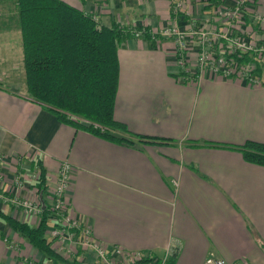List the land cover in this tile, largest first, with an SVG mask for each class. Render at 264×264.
Instances as JSON below:
<instances>
[{"label": "crops", "instance_id": "obj_1", "mask_svg": "<svg viewBox=\"0 0 264 264\" xmlns=\"http://www.w3.org/2000/svg\"><path fill=\"white\" fill-rule=\"evenodd\" d=\"M62 1L99 25L152 32L174 23L169 17L174 1L189 19L208 17L215 25L218 17L210 0ZM219 2L233 7L235 0ZM260 17L264 0H252L231 26L263 43ZM197 49L194 40H186L189 74ZM117 61L113 118L132 133L170 141L114 143L60 122L25 90L0 86V191L31 197L33 184L15 188L12 176L22 171L27 177L38 162L51 184L65 160L74 169L67 212L99 241L154 257L168 251L172 264H203L209 255L225 264H264V167L246 162L235 148L214 145L264 143L263 69L259 86L208 69L181 83L173 44L163 38L154 46L144 37L124 39ZM6 206L0 205L3 213L37 224L38 218ZM31 259L53 264L0 219V264Z\"/></svg>", "mask_w": 264, "mask_h": 264}, {"label": "trees", "instance_id": "obj_2", "mask_svg": "<svg viewBox=\"0 0 264 264\" xmlns=\"http://www.w3.org/2000/svg\"><path fill=\"white\" fill-rule=\"evenodd\" d=\"M210 1L213 5L219 4V0ZM14 7L24 87L30 99L51 111L60 122L114 143L170 141L132 133L113 118L119 42L133 37L131 31L138 30L140 37L154 46L155 40L160 38L158 33H151L148 27L99 25L91 15L62 0H14ZM169 17L177 23L188 19L183 12L173 9L172 2ZM239 54L232 53L225 58L242 63L256 59L255 52ZM255 63V70L260 74L261 64H257V60ZM178 74L185 76L184 70ZM214 145L235 148L246 162L264 167V143L246 140L239 145ZM35 167L38 176L34 185L41 195L46 188V175L38 162ZM49 217L48 209L43 208L37 224L32 226L0 210V219L46 259L56 264H77L75 259L66 262L52 249L45 234ZM147 262L156 263V260L146 258L140 264ZM172 263L168 257L164 264Z\"/></svg>", "mask_w": 264, "mask_h": 264}, {"label": "built area", "instance_id": "obj_3", "mask_svg": "<svg viewBox=\"0 0 264 264\" xmlns=\"http://www.w3.org/2000/svg\"><path fill=\"white\" fill-rule=\"evenodd\" d=\"M251 1L235 0L233 7H225L219 2L217 5L214 4L217 6L214 9V15L222 17L225 22L229 21L228 19L230 18H238L242 7ZM173 9L180 10L185 14L180 9V3L178 2H173ZM188 19V28L190 25L192 27V31L188 32V38L184 36L180 24L175 19H172L174 23L168 28L155 32L151 31V33H158L161 38H171L178 68L177 74L182 70L185 72V76L176 74L179 82L185 83L193 77L196 79L200 70L208 69L223 77L239 78L249 86H259L261 84V75L255 70V60H257V64H261L260 68L264 71V41L263 43H258L256 39L249 36L250 31L248 33H239L231 25L223 28L222 33L212 32L209 35L201 27L195 29L194 22ZM260 20L264 22L263 17H260ZM131 32L134 38L140 37V31L132 30ZM192 38L195 40L198 49L193 71H189V74L185 70L184 58L186 40H193ZM249 52L256 53L255 60L242 63L233 60L231 57H229V60L225 58L232 53L244 54ZM70 170L71 168L66 162L58 164L53 182L47 184L44 191L47 193L46 196L37 195L35 190L34 195L31 197H20L14 191L7 193L0 191V205H10L24 214L38 218V220L42 209L47 208L50 217L45 234L48 236L50 234L52 237L58 236V241L62 243L59 246L61 250L68 252V245L70 244L73 247V253L79 250V254L73 257L77 264H140L142 259L149 258L150 254L143 250H127L119 245L104 246L94 239L90 228L80 218L68 214L66 196L69 189L67 187L70 179ZM37 176L38 172H36L33 178L36 179ZM11 182L15 188L27 189L25 188L27 184L22 181L18 173L12 176ZM173 184L175 185V182ZM166 255L167 252L160 259V264L163 263ZM142 264L153 263L147 262ZM203 264H225V262L219 257L209 255L205 258Z\"/></svg>", "mask_w": 264, "mask_h": 264}, {"label": "rangeland", "instance_id": "obj_4", "mask_svg": "<svg viewBox=\"0 0 264 264\" xmlns=\"http://www.w3.org/2000/svg\"><path fill=\"white\" fill-rule=\"evenodd\" d=\"M207 6H209V5H207ZM179 12H181V11L179 10ZM208 14L213 16L209 12H208ZM213 14H214V12H213ZM185 15H186V12H185ZM218 17L215 20V25L210 24L208 17H206L207 22H205L204 19L203 20H196V19L192 20V19H190V20L192 22H194V28L195 29L201 27L204 31L208 32L209 35H211L212 32L222 33L223 28L231 25V20L235 21L234 18H230V19H228L229 21L225 22L222 19V17H219V18ZM188 24L189 23L186 22L184 26L180 25V28L183 30V34H184V36H186V38H188V36H189L188 32L190 30L192 31L191 25L188 28ZM169 26L163 27L160 30H162L164 28H168ZM233 28L235 31H239L237 28H235V27H233ZM160 30H158V31H160ZM243 31L248 33V31H246L244 29H243ZM158 39H161V37ZM163 39L171 41V38H163ZM0 86L4 87V88L9 87V86H13L14 88H17L19 92H23V90H25L23 68H22V63H21L20 35H19V31H18L17 26H16L14 0H0ZM60 162H66L69 165V167L71 168L70 179H69L68 187H67V188H69L71 176H72L74 169L70 165V163H68L67 161L62 160ZM58 164H57V166H58ZM22 170L25 171L26 169L24 168ZM26 171H27V177H25V178L23 176L21 177L22 181L27 184L25 188H29L33 184L32 186L35 188V192L37 193V195H39L40 192L37 191V189L34 185V182L37 180V177H36V179L33 178L34 175H36V172H38L37 168L36 167H35V169L30 168L29 170H26ZM20 174H23V172L22 171L19 172V175ZM29 184H31V185H29ZM45 184L47 187L48 183L45 182ZM46 194H47L46 192H43V194H41L40 196L44 197V196H46ZM18 196H20V195L18 194ZM8 206L10 207V205H8ZM8 206H6V208H8ZM13 210L15 212L18 211L15 208ZM90 231H91V229H90ZM47 237L50 239L52 249L55 252H57L58 254L60 253L61 255L60 254L59 255L62 256V258L65 259L66 262L71 261V259L74 256H77V254H79V250H77L76 252L73 253V247L71 244L68 245V247H69L68 252L66 250H61L59 248V246H61L62 243L58 241V236L52 237L49 234V236L47 235ZM94 239L97 242L103 244L104 246H110L109 244H105V243L99 241L95 237H94ZM114 245H116V244H114ZM127 250H130V249H127ZM138 250H140V249H138ZM143 251H146V250H143ZM146 252H148L150 254L149 251H146ZM166 252H167L166 258L162 264L165 263L166 259L169 256V253H170L168 251H166ZM164 254L165 253H163L162 256H160V257H154L150 254L149 258H155L156 263H153V264H160V259L163 257ZM29 264H40V262H36L35 260L31 259V262ZM53 264H56V263H53Z\"/></svg>", "mask_w": 264, "mask_h": 264}]
</instances>
